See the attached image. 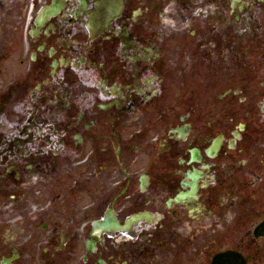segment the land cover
Here are the masks:
<instances>
[{"label": "flooded vegetation", "instance_id": "1", "mask_svg": "<svg viewBox=\"0 0 264 264\" xmlns=\"http://www.w3.org/2000/svg\"><path fill=\"white\" fill-rule=\"evenodd\" d=\"M0 264H264V0H0Z\"/></svg>", "mask_w": 264, "mask_h": 264}]
</instances>
